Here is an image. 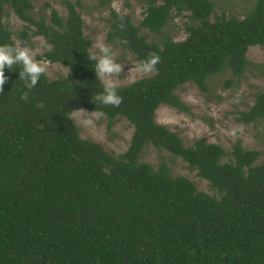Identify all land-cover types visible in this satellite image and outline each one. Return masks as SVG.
I'll use <instances>...</instances> for the list:
<instances>
[{
    "label": "trees",
    "instance_id": "trees-1",
    "mask_svg": "<svg viewBox=\"0 0 264 264\" xmlns=\"http://www.w3.org/2000/svg\"><path fill=\"white\" fill-rule=\"evenodd\" d=\"M65 15L50 7L47 18L30 12L29 0H0V45H13L2 21L8 5L46 47L37 58L58 61L67 74L41 76L28 99L20 65L8 70L0 93V264H264V152L231 142L195 137L184 145L177 134L153 119L159 103L185 104L173 92L189 81L206 89L207 75L226 69L237 79L247 45L264 50V0H253L242 17L214 16L211 0H143L133 23L108 9L104 39L136 59L160 57L156 71L118 84L119 107L94 97L102 92L88 59L89 40L81 33L74 4L63 0ZM186 10L180 39L148 41L139 27L159 30L168 12ZM125 25L124 31L118 23ZM28 25V26H27ZM19 36L27 33L19 29ZM264 75V63L259 65ZM231 79L226 78L227 83ZM104 112L131 125L126 147L115 155L80 137L74 108ZM238 120L261 122L264 145V84ZM146 142L178 155L206 179L217 196L196 189L187 177L171 175L160 161L152 167L137 155ZM224 155L227 158L222 159Z\"/></svg>",
    "mask_w": 264,
    "mask_h": 264
},
{
    "label": "rangeland",
    "instance_id": "rangeland-1",
    "mask_svg": "<svg viewBox=\"0 0 264 264\" xmlns=\"http://www.w3.org/2000/svg\"><path fill=\"white\" fill-rule=\"evenodd\" d=\"M30 12L33 17L38 15L47 18L49 8H54L58 15L63 17L66 12L63 0H29ZM74 4L79 13L81 33L88 38V50L92 52L97 38H102L104 43L110 46L117 55L118 63L124 65L122 73L117 77L118 84H125L137 77L145 76L135 72L137 64L133 55L118 43L108 42L104 39L107 28L106 17L108 9L112 8L118 14H127L135 24L142 15L143 0H68ZM253 0H211L212 11L209 18L220 14L242 17L251 6ZM2 21L10 30L13 45L20 42L23 46L32 48L36 54H40L46 48L43 45L41 35L31 34L29 26L13 13L11 8L4 4ZM186 10L174 12L170 9L166 20L157 31L139 27L138 32L144 35L148 41L159 43L163 36L171 39H180L184 36V24L189 21ZM19 29L25 30L26 38L19 36ZM244 56L249 61L243 67L237 79L232 78L228 70L207 75L206 89L200 90L189 81H184L173 89V92L185 104L186 109H177L166 103H159L153 111V119L173 130L184 145L189 144L193 138L199 137L205 141L219 144L226 152L231 142L238 140L246 148L258 150L255 161H259L264 152V145L260 139L261 122L241 121L236 118L238 110L246 108L252 101L253 95L264 84V75L259 70V65L264 63V50L257 44L245 47ZM37 60L44 59L43 57ZM47 78L67 74L66 65L58 61H49ZM226 78L231 80L227 83ZM74 108L72 110H78ZM91 113L94 110H86ZM74 123V122H73ZM80 137L88 138L99 143L107 152L115 155L122 151L128 142L131 132L130 123L122 116H115L106 126V118L103 116L95 121L92 127L84 128L76 126ZM227 158L224 155L222 159ZM138 160H142L155 167L158 162H164L171 175L181 174L193 183L196 189L217 196V192L209 186L206 179L198 176L193 169H189L186 163L175 154L163 148L153 147L146 142L140 148Z\"/></svg>",
    "mask_w": 264,
    "mask_h": 264
},
{
    "label": "clouds",
    "instance_id": "clouds-1",
    "mask_svg": "<svg viewBox=\"0 0 264 264\" xmlns=\"http://www.w3.org/2000/svg\"><path fill=\"white\" fill-rule=\"evenodd\" d=\"M121 31L126 30L125 25L118 23ZM117 43H126V41L117 39ZM51 47V45H46ZM117 53L110 46L106 45L102 38H97L93 45V50L88 56L91 62L95 63L94 72L96 79L100 82L102 92L98 93L94 100L105 106L119 107L122 103V97L118 95L117 77L122 73L124 65L118 63L115 59ZM160 62V57L154 52H149L146 59L138 61L135 66V72L140 75H150L156 71V65ZM49 61L46 59L37 60L35 51L18 42L15 45H0V93L4 91V85L8 78L5 76V68L11 71L13 66L20 65L19 79L24 82V91L20 97L21 100H27L30 92L38 84L41 76L48 72ZM102 111L87 112L85 109L71 110L68 120L74 122L79 127H92L95 121L104 116Z\"/></svg>",
    "mask_w": 264,
    "mask_h": 264
}]
</instances>
